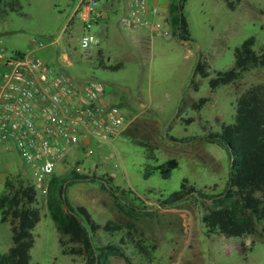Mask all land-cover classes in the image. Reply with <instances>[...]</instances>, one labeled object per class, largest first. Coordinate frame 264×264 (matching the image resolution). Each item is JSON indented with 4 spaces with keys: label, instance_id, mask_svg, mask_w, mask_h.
I'll list each match as a JSON object with an SVG mask.
<instances>
[{
    "label": "rangeland",
    "instance_id": "1",
    "mask_svg": "<svg viewBox=\"0 0 264 264\" xmlns=\"http://www.w3.org/2000/svg\"><path fill=\"white\" fill-rule=\"evenodd\" d=\"M20 1V12L9 11L0 20V47L5 55L38 56L75 79L102 81L105 101L117 105L127 118V125L112 141L93 146L89 156L67 155L51 176L43 177L28 165L13 142H0V154L14 171L12 175L37 187L42 218L35 229L31 264H85L82 257L61 252L47 207L51 177L73 170L107 174L114 181L111 188L98 181L71 183L66 188L71 204L85 205L102 224L111 219L132 224L133 236L148 247L149 254L142 253L128 240L129 260L112 257L113 264H264L263 199L255 201L263 220L211 235L202 216L214 201L193 198L168 208L160 205L184 178L209 194L224 191L229 153L201 137L236 121L237 97L248 87L264 84V68L245 72L238 81L214 91L209 80L216 70L232 67L235 48L250 36H256L257 50L264 45V0H235V10L224 0H186L183 12L192 38L188 43L173 34L169 10L162 20L168 22L163 24L172 35L154 34L150 42L146 36L134 37L137 31L121 24L129 0H110L108 18L90 29L99 44L87 49L81 46L83 19L77 12L82 0ZM99 49L106 64L123 65L116 69L100 66ZM200 58L210 65L208 78L195 75ZM203 97L209 100L194 109L193 102ZM171 157L180 164L164 178L155 167ZM3 189L1 183L0 193ZM126 235L128 228L115 238ZM12 243L10 224L0 221V252H7Z\"/></svg>",
    "mask_w": 264,
    "mask_h": 264
},
{
    "label": "trees",
    "instance_id": "2",
    "mask_svg": "<svg viewBox=\"0 0 264 264\" xmlns=\"http://www.w3.org/2000/svg\"><path fill=\"white\" fill-rule=\"evenodd\" d=\"M235 10V0H224ZM186 0H172L169 5L173 34L183 42H191L189 22L183 12ZM20 0H0V20L9 12H20ZM256 36H250L234 51V64L226 70H216L211 76L207 60L200 58L195 75L208 78L212 91L222 85L232 84L248 71L264 68V45L257 50ZM20 53V52H19ZM103 50L99 49V65L112 69L122 62L106 64ZM194 88L199 84L194 82ZM209 100L200 98L193 102L194 109H200ZM192 119L187 120L191 122ZM172 140L177 138L170 136ZM203 141L215 143L226 149L230 156V172L226 187L220 194H209L190 185L184 178L178 190L160 200L161 207L168 208L191 199L201 202L214 201L206 207L202 222L208 235L224 233L242 227L252 220H263L255 208L258 198L264 200V84L245 89L236 100V121L223 124L220 132H210L201 137ZM180 162L176 157L168 158L155 169L164 178H169ZM149 173L146 174V177ZM76 181H98L108 185L114 178L107 174L83 173L75 170L65 176L54 175L47 184V207L56 224L60 250L65 255L82 257L85 264H113L112 257L129 260L125 253L128 240L135 243L142 253L149 254L148 247L133 236L132 224L124 225L115 220L98 222L85 205H73L66 196V188ZM205 200V201H203ZM36 185L27 183L10 174L0 193V221L9 223L12 231V246L5 253L0 252V264H31V250L36 243L35 229L41 221ZM128 228V235L119 240L115 237ZM130 236V237H128Z\"/></svg>",
    "mask_w": 264,
    "mask_h": 264
},
{
    "label": "built area",
    "instance_id": "3",
    "mask_svg": "<svg viewBox=\"0 0 264 264\" xmlns=\"http://www.w3.org/2000/svg\"><path fill=\"white\" fill-rule=\"evenodd\" d=\"M157 1L129 0L122 26L129 30L152 26L170 34L159 21ZM107 2L82 0L78 7L84 49L99 44L90 29L108 18L109 12L100 9ZM105 95L102 81L78 80L38 56L19 52L7 56L0 47V142H13L23 160L43 177L54 174L69 154L91 155L93 146L109 143L127 125L121 109L105 102Z\"/></svg>",
    "mask_w": 264,
    "mask_h": 264
},
{
    "label": "crops",
    "instance_id": "4",
    "mask_svg": "<svg viewBox=\"0 0 264 264\" xmlns=\"http://www.w3.org/2000/svg\"><path fill=\"white\" fill-rule=\"evenodd\" d=\"M172 0H158L157 1V8L159 9L160 12H162V17H159V16H155V22H157L158 20V17H159V21L163 24L164 22L166 23V25H168L165 20L163 22L162 18L165 17V15L168 16V10H169V5L171 3ZM110 3V0L109 2L107 3H103L101 6H100V9L101 10H105V11H108L106 9V5H108ZM113 5V3L111 4ZM129 2L128 4L125 6V11L129 8ZM170 14V13H169ZM164 25V24H163ZM164 28L166 30H169L167 27H165L164 25ZM133 31H137L136 34H134V37H137L138 35H141V36H146V37H149V42L151 40V37L152 35L154 34H163V30L162 28H160L159 30H153V27L150 26V27H143V28H140V29H136V30H133ZM170 31V30H169ZM172 35L171 32L170 34L168 35H165V36H170ZM188 43V42H186ZM43 59V58H42ZM106 96V95H105ZM105 96L103 98V100L105 101ZM106 102V101H105ZM10 174H14V171H12L10 169V167L7 165V161L4 159V155L3 154H0V184H4L5 181H6V178L10 175Z\"/></svg>",
    "mask_w": 264,
    "mask_h": 264
}]
</instances>
